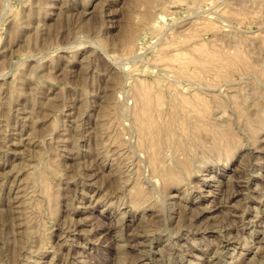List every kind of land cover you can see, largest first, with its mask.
<instances>
[{
  "label": "rangeland",
  "instance_id": "374dc122",
  "mask_svg": "<svg viewBox=\"0 0 264 264\" xmlns=\"http://www.w3.org/2000/svg\"><path fill=\"white\" fill-rule=\"evenodd\" d=\"M0 264H264V0H0Z\"/></svg>",
  "mask_w": 264,
  "mask_h": 264
},
{
  "label": "bare ground",
  "instance_id": "6f19581e",
  "mask_svg": "<svg viewBox=\"0 0 264 264\" xmlns=\"http://www.w3.org/2000/svg\"><path fill=\"white\" fill-rule=\"evenodd\" d=\"M148 1V0H147ZM151 1V0H150ZM130 17V16H129ZM181 22V21H180ZM133 24V23H132ZM124 40H126V42L128 41H132L133 40V31H132V29L130 28V27H127L126 29H125V32H124ZM233 38V37H232ZM136 45V44H135ZM133 46V45H132ZM130 48H132V47H130ZM145 97V96H144ZM157 101V100H156ZM244 101V100H243ZM147 104V103H146ZM157 104V103H156ZM147 106V105H146ZM180 106V105H179ZM222 106V105H221ZM158 107V106H157ZM181 107V106H180ZM151 108V107H150ZM259 108V107H258ZM152 109V108H151ZM160 109V108H159ZM215 110V109H214ZM159 111V110H158ZM140 112V111H139ZM161 112V111H160ZM147 113H148V111H147ZM155 113H156V111H155ZM140 114V113H139ZM162 114V113H161ZM143 115V114H142ZM216 115V114H215ZM214 115V116H215ZM156 116V115H155ZM167 116V115H166ZM138 118V117H137ZM156 118H157V116H156ZM159 118V117H158ZM213 118V117H212ZM177 119V118H176ZM189 119V118H188ZM201 119V118H200ZM215 119H217V118H215ZM154 120V119H153ZM164 120V119H163ZM173 120V119H172ZM139 121V120H138ZM156 121H158V120H156ZM161 121V120H160ZM165 121V120H164ZM210 122V121H209ZM209 122H208V124H209ZM161 123V122H160ZM182 123V122H181ZM186 123V122H185ZM185 123L184 124H182L183 126L185 125ZM211 123V122H210ZM251 123V122H250ZM142 125V124H141ZM163 125H165V124H163ZM213 125H215V124H213ZM218 125V124H217ZM149 126V125H148ZM147 126V127H148ZM166 126V125H165ZM164 126V127H165ZM220 126H224V125H220ZM248 126V125H247ZM168 127V126H167ZM185 127V126H184ZM208 127V126H207ZM229 127V126H228ZM183 128V127H182ZM246 128V127H245ZM166 129V128H165ZM184 129V128H183ZM187 129V128H186ZM211 129H212V127H211ZM226 129V128H225ZM164 130V129H163ZM139 131H140V129H139ZM184 131V130H183ZM248 131V130H247ZM165 132V131H164ZM231 132H232V130H231ZM162 133V132H161ZM160 133V134H161ZM231 133L229 132V133H227L226 131H223V130H221V129H218V130H216L215 131V134H214V136H215V138L217 139V140H219V141H228L229 140V138H230V135ZM234 134V133H233ZM156 136V135H155ZM157 137V136H156ZM233 137H235V135H233ZM233 139V138H232ZM128 140H129V138H128ZM142 140V139H141ZM182 140V139H181ZM185 140V139H184ZM235 140V139H234ZM184 143V142H183ZM224 143V142H223ZM220 144V143H219ZM231 144V143H230ZM240 145V144H239ZM236 146V145H235ZM235 146H234V148H235ZM230 148V147H229ZM241 148V147H240ZM240 148H238V149H240ZM179 149V148H178ZM215 149V148H214ZM221 149V148H220ZM228 149V148H227ZM233 149V148H232ZM237 148H235V150H236ZM229 151H232V150H230L229 149ZM220 152V151H219ZM221 153V152H220ZM225 153V152H224ZM148 156V155H147ZM181 156V155H180ZM149 157V156H148ZM153 158V157H152ZM221 158V157H220ZM153 160V159H152ZM156 160H158V159H156ZM185 160V159H184ZM203 161V160H202ZM201 161V162H202ZM155 163V162H154ZM156 163H157V161H156ZM168 163V162H167ZM188 165L190 164V162H186ZM186 163H184V164H182V165H184V166H186L187 164ZM199 163V162H198ZM191 165H193V164H191ZM190 165V167H192ZM198 165V164H197ZM204 165V164H203ZM200 167H201V165H199ZM189 167V166H188ZM189 167V168H190ZM195 167V166H194ZM194 167H193V169H194ZM32 169V168H31ZM178 169V168H177ZM192 169V168H191ZM190 170V169H189ZM187 171V170H186ZM191 171V170H190ZM44 172V171H43ZM192 172V171H191ZM195 172H196V170H195ZM158 173V172H157ZM177 173V172H176ZM198 173V172H197ZM180 174V173H179ZM184 174L186 175L187 173H185L184 172ZM257 174V173H256ZM34 175V174H33ZM173 175V174H172ZM181 175H183V174H181ZM192 175V174H191ZM170 176V175H169ZM187 178H188V175L186 176ZM188 181V180H187ZM168 182V181H167ZM171 183H172V181H170ZM137 184H139V183H137ZM170 184V183H169ZM123 185V184H122ZM135 185V184H134ZM140 185V184H139ZM167 185V184H166ZM184 185H185V183H184ZM121 186V185H120ZM170 186V185H169ZM187 186V185H186ZM134 191V190H133ZM130 193V192H129ZM142 193V192H141ZM145 193V192H144ZM22 198V197H21ZM143 199V198H142ZM129 201H130V199H129ZM116 225V224H115ZM29 252V251H28ZM141 254V253H140Z\"/></svg>",
  "mask_w": 264,
  "mask_h": 264
}]
</instances>
